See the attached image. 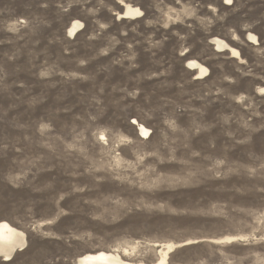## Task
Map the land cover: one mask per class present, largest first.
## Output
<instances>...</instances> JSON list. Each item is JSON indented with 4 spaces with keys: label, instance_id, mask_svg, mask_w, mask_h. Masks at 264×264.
Masks as SVG:
<instances>
[{
    "label": "rangeland",
    "instance_id": "obj_1",
    "mask_svg": "<svg viewBox=\"0 0 264 264\" xmlns=\"http://www.w3.org/2000/svg\"><path fill=\"white\" fill-rule=\"evenodd\" d=\"M225 3L0 0V264H264V0Z\"/></svg>",
    "mask_w": 264,
    "mask_h": 264
},
{
    "label": "bare ground",
    "instance_id": "obj_2",
    "mask_svg": "<svg viewBox=\"0 0 264 264\" xmlns=\"http://www.w3.org/2000/svg\"><path fill=\"white\" fill-rule=\"evenodd\" d=\"M122 5V14L118 16L119 19H131L138 18L141 15V11L132 7L128 4ZM225 5H230V3H225ZM81 23L78 21H73L70 24L67 33L68 35H74L79 28ZM246 41L253 46H257V38L248 34ZM210 44L213 45L214 51L218 53L227 52L230 54L232 59L242 62L239 52L230 47L225 41L219 38H212ZM186 69L195 73V79L203 80L208 76V70L203 65L199 64L195 60H188L185 64ZM136 124V123H135ZM136 131L138 136L142 139H147L149 137V131L142 125L136 124ZM27 245L26 234L23 231H20L16 228H13L8 223L1 221L0 222V261L10 262L14 255L18 252L25 250ZM155 246V245H154ZM157 246V245H156ZM157 255L158 259L153 264H166L168 255L173 251L174 246L167 244L161 245L158 247ZM75 264H141L137 261L136 258L127 257V252L123 251H110V252H89L75 259Z\"/></svg>",
    "mask_w": 264,
    "mask_h": 264
},
{
    "label": "snow or ice",
    "instance_id": "obj_3",
    "mask_svg": "<svg viewBox=\"0 0 264 264\" xmlns=\"http://www.w3.org/2000/svg\"><path fill=\"white\" fill-rule=\"evenodd\" d=\"M226 3H231V0H225Z\"/></svg>",
    "mask_w": 264,
    "mask_h": 264
}]
</instances>
